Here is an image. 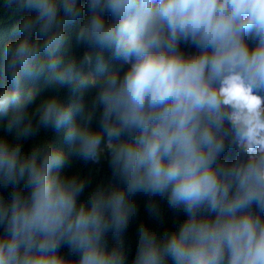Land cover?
<instances>
[{"label": "clouds", "instance_id": "obj_1", "mask_svg": "<svg viewBox=\"0 0 264 264\" xmlns=\"http://www.w3.org/2000/svg\"><path fill=\"white\" fill-rule=\"evenodd\" d=\"M0 264H264V0H0Z\"/></svg>", "mask_w": 264, "mask_h": 264}, {"label": "trees", "instance_id": "obj_2", "mask_svg": "<svg viewBox=\"0 0 264 264\" xmlns=\"http://www.w3.org/2000/svg\"><path fill=\"white\" fill-rule=\"evenodd\" d=\"M85 51H90L94 56L98 53H101L103 50L97 48V49H81L79 54H83ZM103 55L105 57L106 62L109 65V70H112L114 68L119 67V62L114 60L111 57V54L108 53L107 51H103ZM38 87L41 88V91L39 93V96H42L46 93V89L43 88L42 82ZM65 102H69L68 98L70 96V93L68 92L67 89L64 90L62 93ZM38 96V99H39ZM48 139L51 143H53L54 146L61 147L65 152L68 150V146L64 142V129H61L59 132L56 131H50L47 133ZM31 143V140L27 141L25 144V147L28 146V144ZM76 167L80 168L81 175L84 176L86 179L90 181L89 187L86 188L85 193L90 191L92 188H94L97 184H103V185H109L114 182L113 177L111 176V170L108 167L107 161L102 160L99 165H94L91 164L90 162L85 164L83 161L76 162L74 165L67 167V170L69 172L75 171ZM172 213L169 211L165 214V218L168 221H171ZM143 220L144 223L148 226H153L154 222L148 217L144 207H143V201L141 200L140 202V210H139V215L134 218L129 225V228L127 231L123 234V239L125 244L128 246V248L131 249L130 253V258L131 254H134L135 251V233H136V228H137V221ZM113 237L109 235V242L111 243L113 241ZM64 252L67 250L64 249Z\"/></svg>", "mask_w": 264, "mask_h": 264}]
</instances>
